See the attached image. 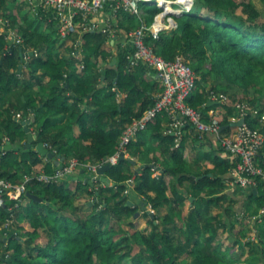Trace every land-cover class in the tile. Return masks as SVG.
<instances>
[{
	"label": "trees",
	"instance_id": "obj_1",
	"mask_svg": "<svg viewBox=\"0 0 264 264\" xmlns=\"http://www.w3.org/2000/svg\"><path fill=\"white\" fill-rule=\"evenodd\" d=\"M29 5L22 0H0V18L9 22L0 32V100L17 88L22 97L18 105L8 103L3 108L0 104V178L15 183L32 173L54 172L52 161L37 152L39 142L50 145L64 161L75 157L81 164L104 163L119 150L128 126L154 107L163 92L151 68L143 63L132 67L134 48L122 46L125 33L141 26L139 17L120 12L121 39L116 38L114 53L108 35L102 32L61 40L54 13L40 8L34 14ZM13 8L23 21L20 45L9 44L8 32L17 25ZM160 11L156 4H149L142 19L151 25ZM176 20L177 28L162 31L157 40L148 37L147 42L166 60L181 57L195 70L199 80L189 99L193 107L205 113L218 105H209L212 90L229 95L231 105L218 115L222 126L230 125L222 132L229 136L234 130L230 119L234 103L248 100L251 107L263 104L264 108V16L253 0H194L191 11L177 15ZM25 49L36 51L28 61ZM79 51L81 59L76 57ZM20 65L27 70H20ZM252 89L256 90L253 97L249 95ZM19 111L22 119H17ZM58 116L65 120L61 125L56 124ZM25 119L36 127L38 138L23 151L26 144L21 148L17 144L27 138ZM245 122L264 133L260 117L249 114ZM169 123L167 114L158 116L129 144V155L137 157L144 153L143 146L151 144L149 137L159 141L164 156L160 166L154 157V166L137 173L129 156L106 172L111 185L102 186L100 181L90 185L81 178L74 190L68 184L44 185L33 179L28 193L42 201L31 200L16 210L15 231L0 230V264H241L242 257L233 256L235 247L243 250L253 243L243 227L225 250L215 240L219 229L228 228L243 209L258 214L264 206L263 189L226 192L235 160L201 153L191 165L185 157L186 137L176 146V136L164 132ZM5 137L17 147L5 148ZM201 162L207 164L205 168ZM257 163L264 169V148ZM82 170L86 175L87 168ZM129 200L135 205L128 204ZM140 201L155 211L166 206L167 212L149 219L147 233L126 231L122 222L135 216ZM10 205L14 203L7 198L6 206L0 208V225L10 218ZM219 206L224 207L222 216L213 212ZM25 221L30 229L22 231L19 226ZM130 225L135 227L133 222ZM258 237L262 247L252 246V251L264 264V223Z\"/></svg>",
	"mask_w": 264,
	"mask_h": 264
},
{
	"label": "built area",
	"instance_id": "obj_2",
	"mask_svg": "<svg viewBox=\"0 0 264 264\" xmlns=\"http://www.w3.org/2000/svg\"><path fill=\"white\" fill-rule=\"evenodd\" d=\"M36 12L40 8L50 10L55 15L58 22V32L61 40H68L71 36L80 35L86 32H102L108 35V43L116 41L120 34L117 27L119 14L126 11L142 20V24L136 30H131L124 35L122 46H132L134 53L131 57L132 67L143 63L155 71V75L161 85L163 92L159 95L154 107L146 111L139 119L134 120L125 130L121 137L119 150L98 164H81L76 158L69 161H62L61 167L53 174L46 171L41 173H32L26 176L22 182H12L0 178V208L6 206V199L13 202L14 205L8 207L10 218L7 225L15 222L16 210H18L23 198L28 196V185L37 179L44 184H59L65 180L66 176L74 175L82 167L97 176V169L106 163L117 165L122 155L127 156V147L132 140L142 131L148 129L150 123L158 116L167 114L170 119L167 134L174 133L176 136V146H179L183 140L184 134L182 128L188 124L195 131L198 137H204L207 134L216 136L217 144L224 152L228 153L235 166L230 170V179L227 180L230 191L240 188L243 191H257L261 186L264 191V169L257 163V156L264 148V133L258 129L250 128L245 122L243 126H233V133L229 136L221 131L222 124L218 112H203L189 103L190 97L197 88L199 76L195 70L181 57L174 60H166L158 55L154 47L147 42L148 37L154 40L159 39L162 31H171L177 28L176 16L182 13L190 12L194 0H29ZM156 4L161 11L154 17L151 25H147L142 19L143 11L140 9V3ZM169 3V4H168ZM179 4L180 7H174ZM170 6V8H169ZM174 13H177L176 15ZM9 22L0 19V26H8ZM9 31V39H14L16 44H22L24 39L19 35ZM123 37V36H122ZM36 52V51H35ZM34 52V53H35ZM25 54H28L25 49ZM81 59L80 53L76 55ZM84 64L78 65V70L82 71ZM210 101H216L222 108L231 105L230 97L224 92L212 90L210 92ZM234 116L232 122H239L245 119L249 114L260 117L264 120V110L251 107L248 103L236 102L233 104ZM22 115L18 114L20 118ZM8 140V139H7ZM50 149V145L45 144ZM153 210V209H152ZM154 211V210H153ZM264 220V206L259 209L258 214L249 217V222L262 224Z\"/></svg>",
	"mask_w": 264,
	"mask_h": 264
},
{
	"label": "rangeland",
	"instance_id": "obj_3",
	"mask_svg": "<svg viewBox=\"0 0 264 264\" xmlns=\"http://www.w3.org/2000/svg\"><path fill=\"white\" fill-rule=\"evenodd\" d=\"M253 2H254V4H255V6L260 10V12L262 13V15L264 16V5H263V3H261V1L260 0H253ZM144 3V2H143ZM142 2L140 3V9L143 11V9L144 10H146V11H148V5H146V4H143ZM174 7H180V5L179 4H174ZM15 9L13 8V12L12 13H14V15L17 17V25H15L13 28H12V32H13V36L12 37H14L15 36V34L17 33V34H19V29H20V27L22 26V18L20 17V15L17 13V10L16 11H14ZM3 17H1L0 19H2ZM47 25V24H46ZM45 25V26H46ZM2 27V26H1ZM8 36H9V32H8ZM11 41V40H10ZM12 45H20V44H16V42H13L12 43ZM27 51H28V55H26L25 54V60L26 61H28L29 60V58H30V56H31V54H30V52H35V51H33V50H29V49H27ZM25 53V52H24ZM23 69H26L25 68V66L23 67ZM27 70V69H26ZM17 90V89H16ZM233 94H235L236 95V93L234 92V91H231ZM9 94L8 95H10L8 98H7V100H10V101H14V100H16L15 99V95H16V93L14 92V90L12 89V90H10L9 92H8ZM255 93H256V90L255 89H252L251 90V92H250V96L251 97H253V96H255ZM7 95V96H8ZM4 100V98L2 99V101ZM249 101L248 100H245V102H243V103H248ZM2 104L3 103H5V101L4 102H1ZM249 105H250V103H248ZM263 105V104H262ZM261 104H260V107H255L256 109H259V110H261V109H264L263 108V106H262ZM4 106H5V104H3V108H4ZM218 106H220V104H218V105H215V107H218ZM251 106V105H250ZM214 108V107H213ZM254 116V115H253ZM255 117V116H254ZM22 118H23V116H22ZM21 117L20 118H18V119H22ZM248 125V124H247ZM241 126H243V125H241ZM36 128V127H35ZM24 131H25V128H24ZM230 132V130H228L227 131V134ZM26 133V132H25ZM38 133V131H37V129H35V134H37ZM26 137H27V135H26ZM138 138H139V136L137 135L133 140H132V143H134V142H136L137 140H138ZM8 141V140H7ZM8 143V142H7ZM27 143V138H24V139H21L20 141H18V148H21V145H24V144H26ZM195 148L197 149V146H195ZM23 149V148H22ZM128 150H129V145H128V147H127V152H128ZM129 153V152H128ZM70 159H68V160H66V162L67 161H69ZM50 161H52V164L54 165V172L60 167V166H58L57 164H56V159H50ZM58 167V168H57ZM53 172V173H54ZM53 173H51V174H53ZM137 173H139V172H137ZM50 174V175H51ZM74 175H76V174H74ZM74 175H70V176H66L65 177V180L64 181H62L61 183H59V184H68V185H70L72 188H73V190L75 189V187H76V181H73V177H74ZM83 176H89V174H86V175H83ZM82 175L81 176H79L80 178H84ZM91 176H93V175H91ZM85 179V178H84ZM101 183H104V182H101ZM100 183V184H101ZM45 185V184H44ZM102 186H109V185H111V184H109V183H107L106 185L105 184H101ZM32 189V186H30V190ZM240 191V193L243 191L242 189H240V188H236L235 189V191ZM232 191H234V190H232ZM31 200H33V199H31L30 197H28V196H26V197H24L23 198V205L24 204H26V203H31ZM244 202H247L246 201V197L244 198ZM243 202V205H245L246 203H244ZM227 202H224L223 204H226ZM222 204V205H223ZM188 207V206H187ZM238 207H240V205H238ZM148 208L155 214V213H159V214H162V215H164L166 212H167V207L165 206L164 208H162L161 210H159V211H153L152 210V208H151V206L150 205H148ZM223 206L222 207H214V213L215 214H219V215H221V214H223L224 213V210H223ZM188 209V208H187ZM20 211V210H19ZM138 212V211H137ZM137 212L135 213V216L134 217H132V218H130V220L128 221V220H124L122 223H123V227H124V229L126 230V231H129V230H140V231H143L144 233H147L149 230H150V228H151V226L149 225L148 227L145 225V223H146V221L147 220H149L150 219V217H147L146 216V218H144L143 217V214H141L139 217H136V214H137ZM254 215H256V214H254ZM149 216V215H148ZM222 216V215H221ZM250 216H252L247 210H245V209H243V211H242V214L240 215V216H236V218L235 217H233L232 218V220L230 221L231 222V224L229 225V227L228 228H225V229H223V228H220L219 229V234H218V236H217V238H216V240H215V243L217 244V246L218 245H220L221 246V248L222 249H227L228 247H230L231 246V243L234 241V237H235V235H237L236 234V232H238L239 231V229L240 228H242L243 227V229H244V232H246L247 233V236H249L250 237V239H251V241H253V243L251 244L252 246H258L259 248L260 247H262V246H260L259 245V237H258V232L260 231V223H255V224H253L252 222H249V217ZM151 220V219H150ZM130 222H133L134 223V225H135V227H133L132 225H130ZM263 223H264V220H263ZM242 224H243V226H242ZM233 226V229H232V232H231V227ZM244 241V240H243ZM252 246H245L244 247V249L242 250V249H239V245H237V247H235V252L233 253V256L234 257H237V258H239V257H242V262H241V264H248L247 262H249V264H250V261H251V264H262V260L259 258V256L257 255V253L255 252V251H252ZM251 255H253V258L252 257H250ZM188 260H192V258L191 257H188ZM150 263V262H149ZM148 262H147V264H149Z\"/></svg>",
	"mask_w": 264,
	"mask_h": 264
},
{
	"label": "crops",
	"instance_id": "obj_4",
	"mask_svg": "<svg viewBox=\"0 0 264 264\" xmlns=\"http://www.w3.org/2000/svg\"><path fill=\"white\" fill-rule=\"evenodd\" d=\"M22 1L28 2L30 4L28 6V8H31V12L32 13H34V14L36 13V10L31 5V2L29 0H22ZM149 4H153V3H149ZM12 11H13V9H12ZM14 11H16V9ZM142 17H143V14H142ZM176 22H177V20H176ZM4 30L5 29L0 26V32H3ZM114 40H112L110 44L112 46L113 52L115 53V51H116L117 48H116V44H115V41ZM80 43H82V42H80ZM64 48L65 47H62V52L63 53L67 52V51H64ZM79 53H80V56L82 57L80 51H79ZM153 72L155 73V71H153ZM155 77H156V75H155ZM156 79H157V77H156ZM42 80L43 81H47L48 80V77L42 76ZM20 90H21L20 88H17V90L14 89V92L16 93V95H15V99L16 100H14V101L7 100V98L10 96V95H8L7 98L4 100L5 103H3V104L15 103L16 105H18L19 102H21V100H22ZM1 102L2 101L0 100V104H1V106H3V104ZM213 102H215V104H217L216 101H213ZM212 105H214V104H212ZM1 106H0V108H1ZM222 107L223 106L220 105L218 107L210 108L207 112H209V113L210 112H215L216 113L218 111H222L223 112V111H225L226 108L225 107L222 108ZM18 114H21L22 115L23 113H22V111H19V112H17V115ZM22 116H21V118H22ZM27 120H29V119H27ZM24 121H26V119ZM64 121H62V117L61 116L56 117V124L57 125H61ZM29 127L32 130V132L35 133V129L36 128L34 126H32V127L29 126ZM165 127L166 128H165L164 132L166 133V131L168 130L167 129V124H165ZM182 132L184 134V137H186L185 138V141H186V145H187L186 146V150H185V157L191 162L190 163L191 165L194 164V162H193L194 158L195 157H199V155H201V153L211 154L212 156L221 155L222 157H224L226 159H229V158H230V160L232 159V157L230 155H228V153L221 152L220 149L216 146L217 145V140H216V136L215 135L207 134L204 137H198L197 135H195V131H193L192 127L190 125H188V124H185V126L182 128ZM172 134L174 135V133H172ZM214 138H215V140H213ZM196 140H198V141H196ZM3 141L6 143L7 142V138L5 137ZM149 142H151V144H149L148 146H143L144 153L140 154L137 157H131L129 155V153L127 152V156L126 157L129 158V156H130V159H133L135 161V164H133L132 162L131 163H132V166H133L132 169H134L136 172H138V170H139L140 167L143 169L145 166H150V165L151 166H154L155 163H151V161L153 160L154 157H156V158L159 159L158 160V166H160L161 160L164 159L163 154L159 150L160 149V142L159 141H155L154 138H152V137H149ZM195 146H197V149L195 148ZM71 158H75V157H71ZM64 160H61V161H64ZM201 164H202V166L204 168H205V165H207L206 163H203V162H201ZM75 174L76 175H74L73 181H78L79 179H81L79 176H81V175L83 176V174H85V171L82 170V168H81ZM87 174H89V176H83L85 178V180H87V181H88V179H91V178L96 177V175L94 173H92L91 171H89V170H88ZM91 175H93V176H91ZM103 177H108V176L105 173V175ZM230 177H231V175H230V172H229L228 177L226 179V184H227V180L230 179ZM100 182H102V181H100ZM111 183H112V180H111ZM111 183H109V184H111ZM101 184H105L106 185L107 182H104V183H101ZM226 188H227L226 189V192H228V191L230 192V190L228 189V185H227ZM149 194L151 196H153V197L155 196V193L154 192H149ZM140 202H143V201H140ZM26 204H28V203H26ZM138 212H141V214H143V217L144 218H146V216L147 217H150V219L152 218L149 214H147L145 211H143L142 206H140V209H139ZM145 225L147 227L149 226V220L146 221ZM19 227L23 231V230H26V229H30V224H29L28 221H25L22 224H20ZM3 228H7V229L9 228V229H11V230L13 229L15 231V228L13 227V224L12 225H7V222H6L5 225L4 224L3 225H0V230H2ZM21 230H19V231L16 230V231L18 233L19 232L21 233L22 232Z\"/></svg>",
	"mask_w": 264,
	"mask_h": 264
},
{
	"label": "water",
	"instance_id": "obj_5",
	"mask_svg": "<svg viewBox=\"0 0 264 264\" xmlns=\"http://www.w3.org/2000/svg\"><path fill=\"white\" fill-rule=\"evenodd\" d=\"M175 15L177 13H174ZM14 42V39H12L9 44L12 45V43ZM23 48H21L22 50ZM25 52V50H24ZM31 55H33L34 53L33 52H30ZM117 62V59L114 58L113 59V64H116ZM3 63V58L1 59V62H0V65ZM29 63H27L26 65H28ZM24 67V65H20L19 69L22 70ZM212 104H215V102L213 101H209V105H212ZM245 123V119H242L241 121L235 123L233 122L231 126H241ZM22 124L24 125V128H25V132L27 134V143L26 145L23 147V151L24 150H27L29 148L32 147L33 143L37 140L38 136L37 134L33 133L32 130L30 129V124H31V121L30 120H26V121H22ZM230 125H225V126H222L221 127V131L227 129ZM17 145L16 144H11L10 142H8L6 145H5V148L7 149H11V148H16ZM36 150L37 152H39L40 155L44 156V157H47L48 159H56V164L58 166L61 167V160H64L65 157H63L61 154H57L55 151H52L50 150L49 148H47L45 146V144L43 142H39L36 146ZM127 158L125 155H122L121 159L120 160H123ZM130 161L135 164V161L133 159H130ZM112 168V164L111 163H106L104 164L103 166L99 167L97 169V176L94 177V178H91V179H88L90 185H94V183L96 181H102V182H107V183H111V180L108 178V177H103L105 175V173L110 169ZM142 168L140 167L138 172L141 170ZM28 197H30L31 199L33 200H37V201H42L41 198H39L38 196L32 194V193H28L27 194ZM192 201H194V198H191ZM90 204H93V201L90 203ZM128 204L134 206L135 205V202L129 200L128 201ZM139 206H142V209L143 211H145L147 214H149L152 218L155 217V214L148 208V205L144 202H140L139 203ZM141 214V212H137L136 214V217H139V215Z\"/></svg>",
	"mask_w": 264,
	"mask_h": 264
},
{
	"label": "bare ground",
	"instance_id": "obj_6",
	"mask_svg": "<svg viewBox=\"0 0 264 264\" xmlns=\"http://www.w3.org/2000/svg\"><path fill=\"white\" fill-rule=\"evenodd\" d=\"M169 4V3H168ZM169 8H170V6H169Z\"/></svg>",
	"mask_w": 264,
	"mask_h": 264
}]
</instances>
